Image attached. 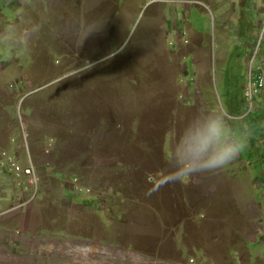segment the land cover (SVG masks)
Here are the masks:
<instances>
[{
  "label": "rangeland",
  "instance_id": "374dc122",
  "mask_svg": "<svg viewBox=\"0 0 264 264\" xmlns=\"http://www.w3.org/2000/svg\"><path fill=\"white\" fill-rule=\"evenodd\" d=\"M263 65L264 0H0V264H264Z\"/></svg>",
  "mask_w": 264,
  "mask_h": 264
},
{
  "label": "clouds",
  "instance_id": "9594fccd",
  "mask_svg": "<svg viewBox=\"0 0 264 264\" xmlns=\"http://www.w3.org/2000/svg\"><path fill=\"white\" fill-rule=\"evenodd\" d=\"M161 2L164 4L168 3L169 0H161ZM256 58L257 56H255ZM251 77L250 94L254 97L259 92V89L264 88V76L262 74L259 75V89L253 85V72L251 73ZM206 127L210 131V142L208 146L201 147L196 151H186L184 153L185 162L180 165L181 174L176 179L182 181L186 178H194L197 174L215 172L231 159L235 158L242 150V143L229 140L226 127L219 118L213 117L206 121Z\"/></svg>",
  "mask_w": 264,
  "mask_h": 264
},
{
  "label": "built area",
  "instance_id": "2783aa9c",
  "mask_svg": "<svg viewBox=\"0 0 264 264\" xmlns=\"http://www.w3.org/2000/svg\"><path fill=\"white\" fill-rule=\"evenodd\" d=\"M2 160V163H4L5 161L7 162V164L11 168V171L16 175V177L25 176L27 178V183L32 189L33 194H39V179L36 176L33 165H30L28 167H22L15 157L10 156L6 152L4 155H2ZM31 200H34V198L32 197Z\"/></svg>",
  "mask_w": 264,
  "mask_h": 264
},
{
  "label": "bare ground",
  "instance_id": "6f19581e",
  "mask_svg": "<svg viewBox=\"0 0 264 264\" xmlns=\"http://www.w3.org/2000/svg\"><path fill=\"white\" fill-rule=\"evenodd\" d=\"M170 92V91H169ZM165 93V95H166V92H164ZM163 93V94H164ZM161 95V94H160ZM165 97V96H164ZM163 99V98H162ZM165 100V99H164ZM165 101H167V100H165ZM167 105V104H166ZM162 106H160V108H161ZM156 109V108H155ZM159 109V108H158ZM151 110V109H150ZM153 110V109H152ZM157 110V109H156ZM158 111V110H157Z\"/></svg>",
  "mask_w": 264,
  "mask_h": 264
},
{
  "label": "crops",
  "instance_id": "0c3cea01",
  "mask_svg": "<svg viewBox=\"0 0 264 264\" xmlns=\"http://www.w3.org/2000/svg\"><path fill=\"white\" fill-rule=\"evenodd\" d=\"M261 258H263V256Z\"/></svg>",
  "mask_w": 264,
  "mask_h": 264
}]
</instances>
